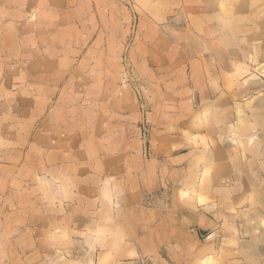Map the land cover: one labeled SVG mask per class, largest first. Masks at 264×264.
<instances>
[{
	"label": "crops",
	"instance_id": "1",
	"mask_svg": "<svg viewBox=\"0 0 264 264\" xmlns=\"http://www.w3.org/2000/svg\"><path fill=\"white\" fill-rule=\"evenodd\" d=\"M0 264H264V0H0Z\"/></svg>",
	"mask_w": 264,
	"mask_h": 264
},
{
	"label": "rangeland",
	"instance_id": "2",
	"mask_svg": "<svg viewBox=\"0 0 264 264\" xmlns=\"http://www.w3.org/2000/svg\"><path fill=\"white\" fill-rule=\"evenodd\" d=\"M133 41H134L133 38H129L128 43H127L128 45L126 47V55L124 56L125 59L128 58V51H129L131 45H133Z\"/></svg>",
	"mask_w": 264,
	"mask_h": 264
}]
</instances>
